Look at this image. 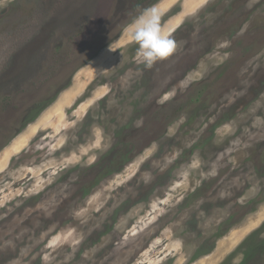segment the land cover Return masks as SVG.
I'll return each instance as SVG.
<instances>
[{
	"label": "rangeland",
	"instance_id": "obj_1",
	"mask_svg": "<svg viewBox=\"0 0 264 264\" xmlns=\"http://www.w3.org/2000/svg\"><path fill=\"white\" fill-rule=\"evenodd\" d=\"M256 3L0 0V264H264Z\"/></svg>",
	"mask_w": 264,
	"mask_h": 264
},
{
	"label": "clouds",
	"instance_id": "obj_2",
	"mask_svg": "<svg viewBox=\"0 0 264 264\" xmlns=\"http://www.w3.org/2000/svg\"><path fill=\"white\" fill-rule=\"evenodd\" d=\"M161 15L156 6L148 7L140 12L132 24L126 28L130 41L138 45V62L147 68L170 57L177 47L170 34L162 29Z\"/></svg>",
	"mask_w": 264,
	"mask_h": 264
},
{
	"label": "flooded vegetation",
	"instance_id": "obj_3",
	"mask_svg": "<svg viewBox=\"0 0 264 264\" xmlns=\"http://www.w3.org/2000/svg\"><path fill=\"white\" fill-rule=\"evenodd\" d=\"M141 1H142V0H134V4H133V6H134V5H137V4L140 3ZM239 1H240V0H239ZM256 1H257V3H256L257 6H258L259 4H261V6L264 7V0H256ZM253 5H254V3H253ZM257 6H256V7H257ZM262 7H261V8H262ZM62 60H63V59H61L60 61H62Z\"/></svg>",
	"mask_w": 264,
	"mask_h": 264
},
{
	"label": "bare ground",
	"instance_id": "obj_4",
	"mask_svg": "<svg viewBox=\"0 0 264 264\" xmlns=\"http://www.w3.org/2000/svg\"><path fill=\"white\" fill-rule=\"evenodd\" d=\"M62 99V98H61ZM17 142H18V140H17ZM11 150V149H10ZM2 163V162H1ZM4 163V162H3Z\"/></svg>",
	"mask_w": 264,
	"mask_h": 264
}]
</instances>
